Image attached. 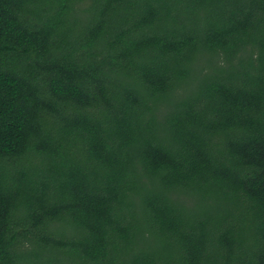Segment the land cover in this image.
I'll use <instances>...</instances> for the list:
<instances>
[{
    "label": "trees",
    "instance_id": "obj_1",
    "mask_svg": "<svg viewBox=\"0 0 264 264\" xmlns=\"http://www.w3.org/2000/svg\"><path fill=\"white\" fill-rule=\"evenodd\" d=\"M0 264H264V0H0Z\"/></svg>",
    "mask_w": 264,
    "mask_h": 264
}]
</instances>
